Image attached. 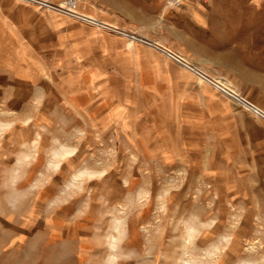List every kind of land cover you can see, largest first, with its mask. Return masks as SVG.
Instances as JSON below:
<instances>
[{"label":"rangeland","instance_id":"1","mask_svg":"<svg viewBox=\"0 0 264 264\" xmlns=\"http://www.w3.org/2000/svg\"><path fill=\"white\" fill-rule=\"evenodd\" d=\"M82 8L123 31L86 27L48 11L56 28L76 22L88 40L62 48L60 68L55 62L47 73L51 85L37 88L38 98L23 113L0 114L14 122L13 144L0 147V264H107V233L122 215L125 231L113 264H179L187 255L189 222L213 221L195 235L189 253L200 254L231 234L214 264L245 258L250 240L264 250V120L226 91L264 110V69L249 70L248 55L239 64L229 55L224 60L208 54L198 44L208 34L170 0H83ZM166 51L192 62L223 89ZM60 80L77 82L65 103L69 86ZM79 82L94 90L92 107ZM5 139L0 136V145ZM60 144L75 147L66 164L58 170L34 165L36 174L45 172L36 189L47 181L49 197L60 193L48 207L35 205L41 194L25 190L29 184L34 190L42 172L31 182L20 171ZM24 153L29 158L20 161ZM84 167L104 173L67 187ZM232 208L241 213L235 228L229 226ZM54 216L64 218L58 235Z\"/></svg>","mask_w":264,"mask_h":264},{"label":"crops","instance_id":"2","mask_svg":"<svg viewBox=\"0 0 264 264\" xmlns=\"http://www.w3.org/2000/svg\"><path fill=\"white\" fill-rule=\"evenodd\" d=\"M82 6L83 0H80L79 7L84 12ZM176 7H181L177 10L199 30L208 34L207 38L198 39L199 46L204 47L208 54L222 56L224 60H226L225 56L229 55L239 64H244L245 60L242 56L248 55L250 56V61L247 62L250 65L249 70L262 71L264 69L262 66L264 63V0H209L208 2L184 0L181 6ZM76 22L79 21L76 20ZM76 22L56 28L47 10L38 11L19 0H0V110H2L0 114H14L15 110L18 113H23L25 104L34 102L35 98H38L33 95L38 91L37 88L51 85L47 73L51 71L55 62H58L56 69L60 68L62 48L73 44L77 45L78 39L88 40L85 34L79 33V26ZM85 26L90 27L87 24ZM259 57H261V61ZM60 83H64L63 86H69V90L65 94V103L71 99L77 82L69 84L68 81L60 80ZM79 83V87L89 97V107H92L95 98L94 90L88 91L82 82ZM13 130L14 124L12 128L0 135L5 134L7 139L0 147L13 144ZM24 155L20 158H23ZM2 157L5 159L8 155L3 154ZM48 157L44 159L43 156L37 155L36 159H32L28 163L32 164L29 168L27 166L26 169L20 171V178L23 181L33 178L31 182L42 172L38 182L33 184L34 190L29 188V184L25 191H37V195H41L35 205L42 203L47 207L50 199L60 192L49 197L45 190L47 181L42 184L41 188L36 189L45 172L38 170L36 174L34 165L42 162L48 164ZM28 158L24 157L20 161H26ZM73 162L74 156L71 163ZM63 164L66 163H63L62 160L60 166ZM46 166L53 170L60 168V166L58 168ZM14 168L9 172L12 181ZM14 173L17 171L15 170ZM36 184L37 186H35ZM64 203L66 202L54 207L63 206ZM52 220L56 223V235H58V228L62 226L64 218L54 216ZM48 227L50 234V225Z\"/></svg>","mask_w":264,"mask_h":264},{"label":"bare ground","instance_id":"3","mask_svg":"<svg viewBox=\"0 0 264 264\" xmlns=\"http://www.w3.org/2000/svg\"><path fill=\"white\" fill-rule=\"evenodd\" d=\"M88 15V14H87ZM90 16V15H88ZM95 20H98L97 17H92ZM103 22L101 20H98V22ZM105 23V22H103ZM107 24V23H106ZM14 27V26H13ZM226 91L228 94L232 95L235 94L231 89H227ZM2 111V110H0ZM29 120V119H28ZM26 120V122H29ZM13 120H0V133L2 134L6 129L11 127L13 125ZM37 143V142H36ZM75 151V147H70L65 144H60L58 147H55L51 150L50 156L48 158V166L52 168H58L60 166V163L62 160L66 159L68 156L72 155ZM24 157H29L28 153H24ZM23 157V158H24ZM23 158H20V160H23ZM104 173V169L102 170H93L88 167H84L76 171L70 178L67 187L72 186H81V183L85 181L86 179H89L96 175H102ZM37 186V184L35 185ZM126 205V204H125ZM213 205V204H212ZM120 213H125L126 208L124 206H121L118 208ZM233 215L232 219L234 221L233 224L229 225L231 228H235L234 226L240 219V215L236 208H232ZM256 218V217H255ZM196 219V218H194ZM193 220V219H192ZM212 220V219H211ZM239 223V222H238ZM213 224V221L210 223H191L189 222L186 225V236L184 238V253L187 254L184 257H181V261L179 264H214L215 261H217V258L219 255L227 248V246L231 243V234H225L221 237L220 241L214 245H212L210 248H207L204 250V252L200 254H194L189 253L188 245L194 242L195 235L201 231L203 227H210ZM124 227H125V218L122 216H115L114 217V224L112 225L111 231L107 233L108 237V243L109 247L111 249V252L107 259V264H113L114 262H117L118 256L120 253H118V249L120 247V242L122 239V236L124 235ZM211 228V227H210ZM144 230L149 233V229L147 227H144ZM114 231L117 232V234L114 233ZM256 236V235H255ZM254 240V239H253ZM251 241V240H250ZM248 242L246 245V252L247 255L245 258L240 259L235 264H263L264 262V250L261 245H257L256 242ZM258 242V241H257ZM261 248V250H260ZM259 250L263 253L261 255L259 254Z\"/></svg>","mask_w":264,"mask_h":264},{"label":"built area","instance_id":"4","mask_svg":"<svg viewBox=\"0 0 264 264\" xmlns=\"http://www.w3.org/2000/svg\"><path fill=\"white\" fill-rule=\"evenodd\" d=\"M23 2H28L34 6H37L39 9H44L47 11H53L63 16L71 17L79 22L86 23L90 26H94L98 29H101L103 31L112 32V33H122V29L113 26L110 24H106L103 22H98V20H95L94 18H91L84 12L80 10L79 4L80 0H21ZM184 0H170V3L172 6H181ZM204 2H208L209 0H203ZM130 35L134 36L136 34L130 33ZM167 52V51H166ZM172 58L177 60L179 63L183 64L187 68L191 69L198 75H203V78H206L207 81L212 82L214 85H216L218 88L223 89V87L218 86V83L213 81L211 76H208L202 72L195 64H193L190 61L185 60L184 58H181L178 54L172 53L170 51L167 52ZM233 100L237 102L238 104L242 105L247 111H250L260 118L264 120V110L257 107L254 103L249 101L247 98L242 96L241 94H233Z\"/></svg>","mask_w":264,"mask_h":264}]
</instances>
